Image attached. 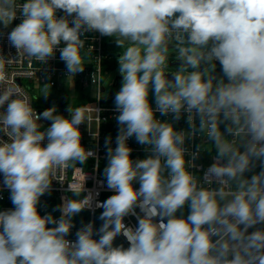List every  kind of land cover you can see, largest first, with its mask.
I'll return each instance as SVG.
<instances>
[{
	"label": "clouds",
	"instance_id": "clouds-1",
	"mask_svg": "<svg viewBox=\"0 0 264 264\" xmlns=\"http://www.w3.org/2000/svg\"><path fill=\"white\" fill-rule=\"evenodd\" d=\"M18 18L6 36L17 56H0V73L22 54L47 65L59 52L75 77L89 32L122 50L115 147L104 140L114 194L68 187L41 215L53 177L98 160L81 142L91 109L38 113L15 88L0 91V188L13 205L0 211V264H264V0H0V25ZM132 138L145 158L132 159ZM204 153L213 162L198 175ZM85 209H103L100 227L81 222L69 239Z\"/></svg>",
	"mask_w": 264,
	"mask_h": 264
},
{
	"label": "built area",
	"instance_id": "built-area-1",
	"mask_svg": "<svg viewBox=\"0 0 264 264\" xmlns=\"http://www.w3.org/2000/svg\"><path fill=\"white\" fill-rule=\"evenodd\" d=\"M63 15L62 11L58 12V16ZM20 23V19L12 22L8 29L0 27V56H4L7 60L10 57L15 58L17 52L15 48L11 47L6 36L7 32ZM86 45L82 51L84 58L85 70L78 73L75 77H67L65 65L59 59V52L56 53V58L50 60L47 65L42 62H37L33 58L26 55H21L19 59L14 60L11 65L5 64L3 75L5 79L0 81V91L5 88H15L22 95H26L32 107L38 113H42L45 109L56 106L58 113L67 116L66 111L69 104L73 108L88 107L91 109L86 113V124L80 125L82 133V145L91 149L96 153L97 159L89 158L85 165L69 167L60 172L58 176L53 177L52 192L50 195L46 194L41 197V205H46L39 209L40 214L44 215L50 211L52 206H56L62 202V197L71 198L72 194L68 191V187L73 190H80L83 186L86 195L92 192L94 199L104 201L114 193L106 188V181L103 176V169L107 164L106 150L104 147V140L111 135L113 139V147H115V137L117 135L118 126L115 116L118 115L114 111V104L110 101L114 98V93L109 92L105 97L102 93L103 75L114 67L113 58L120 54V50H107L106 45L114 44L115 41L109 37H102L99 33H86ZM63 46V45H61ZM92 48V50L89 49ZM95 74L93 81V75ZM37 86L50 87L56 90V96H47L44 100H37ZM38 103V104H37ZM94 108L99 109L97 113ZM160 119H170V117H160ZM44 127H48L50 122L41 121ZM184 120L182 119L177 125L178 130L186 128ZM6 139V138H5ZM47 143L46 141L44 142ZM201 143V139L197 137L194 141L189 142L188 146L194 150L195 144ZM128 145L133 149L131 153L132 159H143L146 156L143 146L138 145L134 138L128 141ZM209 147H211L209 145ZM213 162L212 156L204 153L201 158L196 161L200 167L195 169L198 175H202V170L206 169ZM97 164L99 167H97ZM81 167V168H80ZM2 179V176H0ZM137 188L139 185H135ZM98 193V195H96ZM10 193L7 189L0 188V211L12 208L13 205L9 199ZM103 209H96L95 213L88 209L82 211L74 218L76 227L72 230L73 235L69 239H75L74 233L81 226V222L88 223L94 221L95 227L99 228L101 221L98 219ZM137 211H139L137 209ZM60 213L55 215L59 217ZM125 223L135 226L137 221L135 217H126ZM98 238V237H97ZM119 243H123L128 247L126 240L121 236L117 238Z\"/></svg>",
	"mask_w": 264,
	"mask_h": 264
},
{
	"label": "rangeland",
	"instance_id": "rangeland-1",
	"mask_svg": "<svg viewBox=\"0 0 264 264\" xmlns=\"http://www.w3.org/2000/svg\"><path fill=\"white\" fill-rule=\"evenodd\" d=\"M2 25H0L1 27ZM120 50V54L119 55H116L113 59V62H114V67L110 68L105 75H103V86H104V90L102 91L103 95L105 97L108 96V93L109 92H112L115 93L120 89L121 87V81H122V77L121 75L119 74L118 72V57L121 55V49ZM179 65V62L177 60H175V54L173 53L170 57V61H169V68L170 69H173V68H176L178 67ZM217 67H218V64H217ZM45 95H48L50 97H55L57 94H56V90L54 88H50V87H43V86H37V93H36V96H37V100L40 102V105L42 104V100H44V96ZM41 100V101H40ZM111 103L114 104V98L113 100L110 101ZM38 104V103H37ZM55 206H52L50 208V211H52V209L54 208ZM59 214V212H55L53 213V215H57ZM116 244H120L117 240L115 241Z\"/></svg>",
	"mask_w": 264,
	"mask_h": 264
},
{
	"label": "trees",
	"instance_id": "trees-1",
	"mask_svg": "<svg viewBox=\"0 0 264 264\" xmlns=\"http://www.w3.org/2000/svg\"><path fill=\"white\" fill-rule=\"evenodd\" d=\"M105 48H106L107 50H111V51H113V52H114V50H118V49H119V48L116 46L115 43H114V44L112 43L111 45H106ZM216 71H217V72L220 71L219 64H218V67H217Z\"/></svg>",
	"mask_w": 264,
	"mask_h": 264
}]
</instances>
